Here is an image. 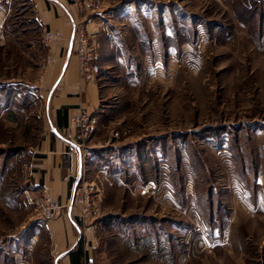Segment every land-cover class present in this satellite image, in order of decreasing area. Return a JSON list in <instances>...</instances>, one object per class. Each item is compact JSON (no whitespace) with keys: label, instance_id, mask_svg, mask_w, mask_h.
<instances>
[{"label":"rangeland","instance_id":"374dc122","mask_svg":"<svg viewBox=\"0 0 264 264\" xmlns=\"http://www.w3.org/2000/svg\"><path fill=\"white\" fill-rule=\"evenodd\" d=\"M65 1L109 89L70 117L67 194L33 186L63 35L33 0H0V264H57L44 220L67 210L89 264H264V0Z\"/></svg>","mask_w":264,"mask_h":264},{"label":"crops","instance_id":"0c3cea01","mask_svg":"<svg viewBox=\"0 0 264 264\" xmlns=\"http://www.w3.org/2000/svg\"><path fill=\"white\" fill-rule=\"evenodd\" d=\"M33 1L37 3L36 9L41 18L47 21L49 27L59 30L63 35L60 45L49 48L52 53L56 54L58 61L50 65L44 80L45 87L48 88V91L44 93H46L50 108L49 114L47 113L49 122L42 139L35 144L33 149V154L37 153L35 158L38 159L36 164L38 173L35 170L32 177L34 178L33 186L46 188L49 194L62 198L67 194L65 192L68 187L64 175L73 166V162L65 154L66 144L70 142L67 135L70 137L77 131L69 127L70 117L78 114L81 109L84 113L97 117L99 111L102 110L109 86L98 83L100 76L83 75L79 70L68 24V20L78 18L79 13L68 9L65 0ZM107 14V10L101 8L94 14L95 21L90 24L91 37H98L100 43L103 34H108L105 32L106 27L102 26L103 20L108 19ZM105 47L109 50L107 43ZM98 56L99 64L104 65V52H99ZM42 91L41 89L40 92ZM44 221V226L52 240H55L59 246L54 257L57 264H85L89 251L86 245L80 244L74 236L78 228L71 212L67 210L62 212L57 219Z\"/></svg>","mask_w":264,"mask_h":264},{"label":"built area","instance_id":"2783aa9c","mask_svg":"<svg viewBox=\"0 0 264 264\" xmlns=\"http://www.w3.org/2000/svg\"><path fill=\"white\" fill-rule=\"evenodd\" d=\"M91 1V5H94L95 2H98L99 0H78V4H80V7H85L86 2ZM74 38H73V44L74 49L78 52V65L81 71L88 75L91 72H96L98 69V64H92V60L94 58V51L96 48H94L93 44L88 42L87 34L84 30L81 28L73 30ZM83 113V112H82ZM84 115V113H83ZM79 116L76 117L75 125H80V118ZM92 127L88 125H83L80 131V135L82 137L87 136L91 131ZM35 206L36 208H40V213L44 217L50 218L53 215H56L59 213V205L57 203V200L55 198H51L49 194H46L45 192L35 199ZM87 261L85 264H89L91 262V257L87 256Z\"/></svg>","mask_w":264,"mask_h":264}]
</instances>
